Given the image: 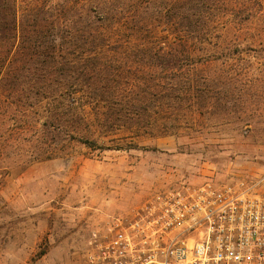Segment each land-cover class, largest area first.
<instances>
[{
    "label": "rangeland",
    "instance_id": "obj_1",
    "mask_svg": "<svg viewBox=\"0 0 264 264\" xmlns=\"http://www.w3.org/2000/svg\"><path fill=\"white\" fill-rule=\"evenodd\" d=\"M78 1L0 0V264H85L90 231L184 183L264 189V0H145L160 28L182 14L204 17L195 56L101 63L98 75L113 78L103 89L123 110L149 109L159 121L153 131L146 119L83 130L88 143L56 129L46 53L51 4ZM35 20L44 35L25 51L21 28ZM152 74L165 96L132 106L131 95L149 90L134 80Z\"/></svg>",
    "mask_w": 264,
    "mask_h": 264
},
{
    "label": "trees",
    "instance_id": "obj_2",
    "mask_svg": "<svg viewBox=\"0 0 264 264\" xmlns=\"http://www.w3.org/2000/svg\"><path fill=\"white\" fill-rule=\"evenodd\" d=\"M147 4L145 0H80L67 5L51 4V41L46 53L57 83L52 96V118L59 133L67 132L79 142L88 143L82 136L83 130L109 132L118 122L141 123L143 119L148 121L149 131L157 127V112L154 115L146 109L147 114L142 116L137 109L126 107L127 112L123 110L122 104L117 102L119 95L103 89L112 84L113 78L99 76L101 70L98 69L111 68L110 64L116 60L194 58V47L204 33L197 24L204 22V17L182 14L167 28H160L155 26V16ZM161 17L163 15L157 13L156 20ZM18 24L15 23V29ZM32 28H21L25 35L19 37L20 44L25 51L32 38L44 35L45 25L41 22L33 21ZM41 53L44 55V51ZM103 62L106 64L102 67ZM157 77L152 74L148 80L143 76L134 80L135 88L144 84L149 90L142 96L130 94L132 106L149 103L154 107L160 102L159 98L165 96L161 90L164 84L162 78ZM128 147L133 148L132 144Z\"/></svg>",
    "mask_w": 264,
    "mask_h": 264
},
{
    "label": "built area",
    "instance_id": "obj_3",
    "mask_svg": "<svg viewBox=\"0 0 264 264\" xmlns=\"http://www.w3.org/2000/svg\"><path fill=\"white\" fill-rule=\"evenodd\" d=\"M85 264H264V189L184 183L89 232Z\"/></svg>",
    "mask_w": 264,
    "mask_h": 264
}]
</instances>
